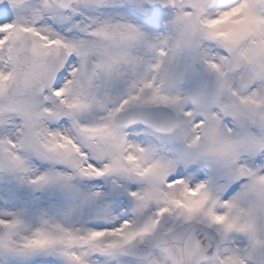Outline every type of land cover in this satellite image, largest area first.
<instances>
[{
	"label": "snow or ice",
	"instance_id": "1",
	"mask_svg": "<svg viewBox=\"0 0 264 264\" xmlns=\"http://www.w3.org/2000/svg\"><path fill=\"white\" fill-rule=\"evenodd\" d=\"M0 264H264V0H0Z\"/></svg>",
	"mask_w": 264,
	"mask_h": 264
}]
</instances>
